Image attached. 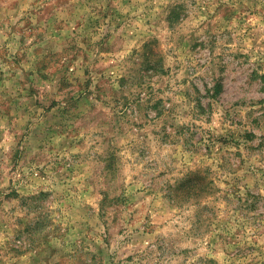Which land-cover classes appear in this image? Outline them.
I'll return each mask as SVG.
<instances>
[{
  "label": "rangeland",
  "instance_id": "rangeland-1",
  "mask_svg": "<svg viewBox=\"0 0 264 264\" xmlns=\"http://www.w3.org/2000/svg\"><path fill=\"white\" fill-rule=\"evenodd\" d=\"M0 264H264V0H0Z\"/></svg>",
  "mask_w": 264,
  "mask_h": 264
}]
</instances>
